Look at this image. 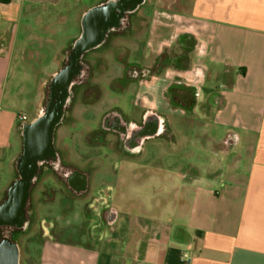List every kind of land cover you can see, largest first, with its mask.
<instances>
[{
	"label": "crops",
	"instance_id": "0c3cea01",
	"mask_svg": "<svg viewBox=\"0 0 264 264\" xmlns=\"http://www.w3.org/2000/svg\"><path fill=\"white\" fill-rule=\"evenodd\" d=\"M103 1L0 0V22L8 24V41L0 42V156L17 160L24 122L21 95L8 81L27 80L47 57L57 71L84 14ZM132 29L113 48L145 40L151 62L141 67L152 74L134 89L140 106L166 118L171 136L161 141L162 158L172 149L201 154L173 166L183 193L177 221L140 213L133 196L113 204L98 248L48 241L39 264H264V0H144ZM174 80L198 93L184 120L165 96ZM8 185H0V202Z\"/></svg>",
	"mask_w": 264,
	"mask_h": 264
},
{
	"label": "flooded vegetation",
	"instance_id": "af4514ba",
	"mask_svg": "<svg viewBox=\"0 0 264 264\" xmlns=\"http://www.w3.org/2000/svg\"><path fill=\"white\" fill-rule=\"evenodd\" d=\"M143 2L132 11L120 13V0H104L96 7L102 11V24L96 28L90 27L91 12L84 14L83 27L78 37L72 42L57 71L43 85L34 117L20 126L19 156L24 152L25 141L34 133L42 157L36 164L31 180L29 198L23 210L24 221L20 226L0 225L4 238L15 241L17 234H23L31 226L33 215L30 197L31 191L37 188H41L38 197L41 203L46 201L44 193L47 192L52 194L48 203L53 202L57 195L58 205L82 200L83 207L98 209L95 219H92L95 221L94 225L96 221L98 224L96 230L92 229L91 232L106 235L116 214L110 202V196L112 193L116 196V191L111 188H124L122 181L128 171L131 179L139 175L144 176L148 182L154 176L152 172L156 166V171L160 173L157 178L165 176L167 169L164 159L162 155L153 154L150 146L155 141H169L171 134L166 118L152 107L140 106L135 89L128 90V86L134 87L138 82L147 80L152 69L141 67L133 60L127 62L123 72L114 76V86H106L109 92L106 97L108 94L113 95L107 103L104 102L100 83L95 82L93 77L96 66L103 63V58L96 54L101 51H116L113 48L115 39L133 35L132 22ZM129 6L130 3H127V8ZM99 34L103 37L101 43L96 47H85L79 57L75 58V47L81 38ZM116 54L114 61L117 59ZM117 64L120 63L116 61L115 65ZM66 75L70 77L67 88L64 82ZM165 96L170 100L172 109L179 112L183 120L186 116L188 118L194 115L198 98L195 89L186 88L180 80H174L167 86ZM116 97H127V109L119 104ZM99 103L101 106L95 107ZM59 106L60 114L52 131V149L47 153L41 147L44 145L43 125L49 123ZM61 128L68 134H63L65 130L63 132ZM80 145L83 148L81 152H77ZM70 147L74 149V154L70 152ZM104 162L111 164L113 171L98 172L95 175L98 166ZM92 182L95 183L94 186ZM90 188L95 189L90 191ZM105 188L110 189L106 191ZM89 194L91 198L83 201Z\"/></svg>",
	"mask_w": 264,
	"mask_h": 264
},
{
	"label": "rangeland",
	"instance_id": "374dc122",
	"mask_svg": "<svg viewBox=\"0 0 264 264\" xmlns=\"http://www.w3.org/2000/svg\"><path fill=\"white\" fill-rule=\"evenodd\" d=\"M93 1L95 0H81L82 3H93ZM7 31V28L6 30L0 28V42L2 45H5L8 41ZM128 41V43H124V51H114L117 52V54L115 53L117 56L116 61H118L120 64L115 65V54L112 50H109V52L104 55L100 52L98 53L99 55L101 54L102 58L104 59L103 63L99 67L96 66L93 77L95 82L100 83V86L103 90L104 102L106 101L105 103H107L108 99L113 96L108 94L109 98L106 97V94L109 93L106 86H114L112 83L114 76H119L123 72L127 62L133 60L138 62L140 66L147 65L151 62V59L147 57L148 55L144 52V39L139 42L135 40L136 42L133 41L134 43L131 42L132 40L130 39ZM136 43L138 45H136ZM59 44H64V41H60ZM137 47L138 49L136 50ZM104 56H106V59ZM47 58L41 61V67L39 66L40 64L32 66L33 68L36 67L38 71L36 70L35 73L30 71L28 74V77L30 78H28L27 80L19 82V76L17 75V78L15 80L8 81L9 86L7 85V89H9L11 92L14 89L21 95V99L23 102L22 105H20V107L17 109V111L20 113V117H23L24 121L32 120L36 113L38 104L41 99L40 95L42 94V84L45 81H41V79L44 78L45 74L47 73L53 75L56 72V66L49 63V58ZM161 66L162 64L158 65V67ZM49 77L50 76H48L47 78ZM103 83L105 85H103ZM116 88H118V86H116ZM131 88L134 87L128 86V90H131ZM137 90H139V87L137 88ZM20 95L18 96L19 98ZM116 98L119 101V104L122 105L123 108L127 109V97ZM97 106L100 107L101 104L99 103L95 107ZM80 109L82 110V108ZM175 118L177 119V117ZM175 127L176 131L180 129L178 125H175ZM61 130L64 132L65 129L61 128ZM81 133L82 132L80 131L79 134ZM63 134L67 135L68 132L65 130ZM212 134L214 137H219L220 131L214 129L212 131ZM177 136L179 137L180 134L176 132L175 137L178 138ZM194 136L193 134L188 135V137ZM152 146H150V149L152 148L153 153L157 155L159 154V156H161L163 143L161 141H155L154 146ZM163 147L164 150H167V147L165 145ZM78 148L80 150H77V152H81V148L83 147L80 145ZM173 150L174 149L171 150V156L169 155L170 157L167 156V152H164L165 168H170L166 171V174L163 178H161L160 176L159 178H157L160 173L156 171V166L153 167L154 170L152 172V175L154 176L150 178L148 182L146 181L144 176L139 175L135 179H131L130 172L126 171L127 176L122 181L125 187L111 188L112 190L116 191V196L114 193H112V195L110 196L111 204L116 203L118 205H123L126 200L128 202L131 198H134L133 196H136L139 200V203L143 206V208L139 210L140 213L144 214L145 212H148V215H156L165 223H169L171 221L176 223L177 220L173 209L174 206L178 205V202L182 200L181 198L183 196V193L182 188L180 187L179 178L177 174H175L177 172L173 170V166L174 164H183L187 160L188 155L193 158H197L201 154L197 151L188 152L187 150H183L182 152H176V149L174 151ZM208 151H210V149H208ZM70 152H73L74 154L75 151L70 147ZM15 161L7 160L5 155L0 156L1 187H3L7 182L10 185L15 179ZM76 161L80 162L78 159H76ZM138 165L139 164H137V167L139 168ZM110 170L113 171L112 165L104 162V164H100L98 166V169L96 170V172H94V174L96 175L98 172H109ZM92 184V186L95 185V183L93 182ZM94 189L95 188H90V191H93ZM105 189L106 191H108L110 188ZM40 190L41 188H37L31 191L30 210L32 211L33 215L31 226L26 232H24L23 234H17V237H15L20 250V264H39L41 261L42 248L48 241L64 245L68 244L84 246L86 244L91 247H99V245L97 246L96 244H94V242L97 243L93 239L96 238V235L91 232L92 229L96 230V224H98V221H96V224L94 225L95 221L86 218V215H88V213L95 216L98 213V209L92 207H83L82 200H75L70 204L58 205L56 203L59 200V197L57 195L53 198V202L48 203L51 200L52 194L47 192L44 193L46 201L44 203H41L40 199L38 198L40 197ZM189 196L192 198V193ZM89 198H91L90 194L83 201H86Z\"/></svg>",
	"mask_w": 264,
	"mask_h": 264
},
{
	"label": "water",
	"instance_id": "95a60500",
	"mask_svg": "<svg viewBox=\"0 0 264 264\" xmlns=\"http://www.w3.org/2000/svg\"><path fill=\"white\" fill-rule=\"evenodd\" d=\"M143 1L144 0H130L129 2V0H120L119 12L124 13L126 11H132ZM126 2L130 3V6L128 8ZM99 10L100 9H96L95 7L89 11L91 12L90 17L92 20L90 22L92 24L90 25V27L96 28V26L99 27L102 24L100 21V17H102V11ZM102 39V34H99L98 36L89 35L87 37L81 38V40L75 47V58L79 57L80 53L82 52V50H84L85 47L98 46L101 43ZM64 82L67 88L70 82V77L68 75L65 76ZM58 108L59 109L53 114L49 123L43 125L44 145L41 147H44L45 152L47 153H50L52 149V131L55 123L58 121V117L60 114V106ZM29 138L30 139L25 141L24 143V152L22 156H19L17 160V177L13 180V182L7 189L6 200L0 204V225L20 226L24 221L23 210L29 198L31 180L33 179L36 164L42 157L40 154L39 144H37L35 140V134L31 133ZM83 186L84 183L82 184V187ZM0 264H19V247L15 241H12L8 238H3L0 241Z\"/></svg>",
	"mask_w": 264,
	"mask_h": 264
},
{
	"label": "trees",
	"instance_id": "16d2710c",
	"mask_svg": "<svg viewBox=\"0 0 264 264\" xmlns=\"http://www.w3.org/2000/svg\"><path fill=\"white\" fill-rule=\"evenodd\" d=\"M0 28H2L3 30H6V28H7V30H8V24L7 23H1L0 22ZM17 160H18V158H17ZM17 160H16V162H15V165L17 164ZM13 182V181H12ZM8 189V188H7ZM6 192H7V190H6ZM6 198H7V196H6V193H5V195H4V197H3V199H2V201L0 202V204L2 203V202H4L5 200H6ZM85 208H91V207H85ZM95 217L96 216H93V215H91V214H89L88 213V215H86V218L87 219H95ZM1 229V228H0ZM96 235V238H93L94 239V241H96L97 243H95L94 242V244H96L97 246L98 245H100V243L102 242V240H103V237H104V235H102V233L101 232H99V233H97V234H95ZM4 237H3V235H2V230H0V241L3 239ZM101 238V239H100ZM86 248H89V249H92V248H96V247H91V246H89V245H84Z\"/></svg>",
	"mask_w": 264,
	"mask_h": 264
}]
</instances>
